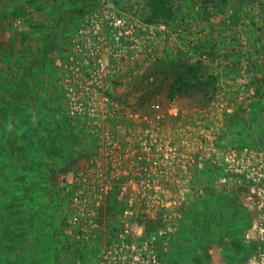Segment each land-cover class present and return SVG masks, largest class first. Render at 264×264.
<instances>
[{"label": "rangeland", "instance_id": "1", "mask_svg": "<svg viewBox=\"0 0 264 264\" xmlns=\"http://www.w3.org/2000/svg\"><path fill=\"white\" fill-rule=\"evenodd\" d=\"M200 3L191 9L185 2L178 9L181 17L165 15L163 22L150 23L144 0H0V264H100L119 242L114 237L120 219L130 218L152 235L164 215L176 231L190 199L199 201L204 194L195 181L188 192L98 190L115 183L109 173L96 175L101 138L113 130L110 135L123 134L121 147L128 146V139L133 148L141 146L127 109L151 115L152 106L159 104L168 132L173 122L169 110L177 108L182 122L198 131L213 129L210 144L220 150L236 148L235 141H226L230 131L232 140L242 138L249 143L243 148L258 150L264 158V0L241 5L228 0L223 10H205ZM83 10L85 14L77 13ZM62 11L68 20L58 21ZM110 16L124 20L138 48L107 78L116 105L115 114L107 113L108 118L114 114L109 132L110 125L96 131L89 115L73 114L64 88L75 71L77 29L88 25L91 30L93 19L97 24ZM101 35L102 56L115 63L106 22ZM183 67L195 68L198 81L215 77L210 94L205 96L195 82L182 92L172 89ZM82 76L89 78L86 70ZM19 77L23 92L18 91ZM19 94L24 98L15 100ZM213 104L223 105L224 112ZM208 106L214 109L205 113ZM193 172L201 177L195 168ZM208 172L217 173L218 185L222 171L210 166ZM119 178L127 182L129 176ZM238 186L240 197H211L188 209L176 239L167 240L169 250L156 259L165 264H248L262 253L264 245L241 237L264 215V207L249 210L241 200L245 189ZM169 199L178 201L175 208L163 206ZM81 211V220L74 222Z\"/></svg>", "mask_w": 264, "mask_h": 264}, {"label": "built area", "instance_id": "2", "mask_svg": "<svg viewBox=\"0 0 264 264\" xmlns=\"http://www.w3.org/2000/svg\"><path fill=\"white\" fill-rule=\"evenodd\" d=\"M90 18L92 16L87 17L85 22L88 23ZM105 22L114 46L109 52L110 57L115 61L112 64L102 56L104 51L101 46V33ZM86 26L88 25L77 29L75 71L65 79L64 97L73 114L79 115L84 112L91 117L96 131H103L107 124L110 125V132L116 105L113 104V95L110 86L107 85V78L109 74L116 75L119 72V63L130 55L132 50L138 48V44L137 40L136 45L130 41L133 36L132 31L127 30L122 18L110 16L106 21L98 20L97 24L93 19L91 30L86 29ZM85 70L89 75L86 81L85 75L82 76ZM212 106H208L205 113L213 110ZM219 108L223 113L225 107L221 105ZM108 111L114 113L109 118ZM150 114L128 109L126 111L129 124L134 132H139L137 136L141 143L139 148H133L132 139H128V146L121 147L120 138H123V134L110 135L115 131L109 133L107 129L106 133L109 134L101 138L102 147L97 158L96 175L103 176L109 173L115 183L100 187L101 189L98 190L188 192L195 186V184L190 185V182L197 178L196 175L194 176L193 168L197 174L204 165L208 164L222 171V175L216 179L217 188L240 189L238 185H242L245 189L241 198L244 205L251 211L257 207H264V158L258 150L249 148L220 150L210 144L211 135H214L213 129L204 130L206 134L201 129L198 131L192 124L182 122L180 120L182 114L177 108L169 110L173 122L168 132L165 131V112L159 104L152 106ZM123 175L129 176L127 182L119 178ZM242 182L247 184H240ZM79 187L83 191L86 188L81 185ZM162 204L166 209H170L175 208L178 201L169 199L166 204ZM260 216L254 220L256 225L245 233L244 239L264 245V215L260 214ZM81 217L82 211L74 217V222H79ZM162 217L157 219L160 226L152 235L146 232L143 225L135 223L130 218L120 219L119 231L114 237V240L119 242H114L105 252L106 258L100 264H117L116 260L124 264H165L155 256L157 253H166L169 250L167 240H170L174 227L169 229V219ZM158 241H160V249L157 252L154 246ZM248 264H264V251L253 256Z\"/></svg>", "mask_w": 264, "mask_h": 264}, {"label": "trees", "instance_id": "3", "mask_svg": "<svg viewBox=\"0 0 264 264\" xmlns=\"http://www.w3.org/2000/svg\"><path fill=\"white\" fill-rule=\"evenodd\" d=\"M236 1L239 5H241L245 0H236ZM249 1H251V0H249ZM252 1H255V0H252ZM185 2L191 4L188 7L191 9H194L197 6V3L201 2L200 7H202V8L206 7L209 10L210 7H215V9L219 8V9L223 10L224 6L228 3V0H144V4L147 6V8L149 10L148 11L149 19H147V21L150 23L159 22V21L163 22V20L165 19L164 18L165 15H168L169 18H171V19L177 18L178 16L181 17L182 15L178 13V9L180 10L181 8L183 9V7H186V5H184ZM73 3H75V1H73ZM82 8L87 9L85 6ZM203 9H205V8H203ZM81 12L82 13L84 12L83 14L86 13V11H84V10L78 11L77 13H80V15H81L82 14ZM68 19H69V17L67 18L66 11H62L60 16L58 17V21L59 20L63 21V20H68ZM56 26H57V24H55L53 29H56ZM51 37H54V33H51ZM233 40H234V42H237V37L235 35L233 37ZM195 70H196L195 68L191 69V68L183 67V71H180L178 73L177 78L174 81V85H173L172 89H176V90L182 92L185 89L187 90V89L191 88L190 87L191 83L195 82L194 85L196 84L197 87L199 86L201 89H203L205 96L210 94V92H211L210 89H214L216 78L209 76V79L206 82L198 81L196 74H195ZM22 73L23 72H21V74ZM23 76H25V75L23 74ZM18 79H19L18 80L19 81L18 82V91L23 92V89L25 88L24 80L22 81V78L20 79V77ZM15 86H16V83H15ZM170 94H171V96H173L172 90H171ZM13 96L14 95H12V97ZM14 98H15V100L20 99V98L23 99L24 96L20 95V96L16 97V95H15ZM11 104H12L11 107H13L14 101L12 99H11ZM257 128H259V127H257ZM228 132H230V131H228ZM228 132H227V136H230V137H227L226 141L229 142V144H231L232 142L235 141L236 143H234V147L243 148V147H246L247 144H249L248 142H245L242 138L239 139V141H237V139L232 140L231 137H234V136L230 135V133H228ZM82 136H84V135H82ZM74 137L77 140L79 139L78 135H74ZM9 146L13 150L16 149L15 143H12ZM15 152L17 153L16 150H15ZM2 153H4L5 155L9 154V152L6 151V149H4V152H2ZM208 167L210 168V166H208ZM208 167H206V169H203L200 171L201 177L199 176L198 178H195V183L203 186L204 194L201 195V199L199 201H198V199H190L189 204L187 205L188 206L187 210L185 212L182 211L180 217L177 219L178 226H176L177 229L175 228L176 231L173 232V234L170 238L171 241L176 239V237L180 231V228L182 229L183 223L188 219V217H187V214H189L188 209H191L192 207L196 206L197 203H199V204L202 202L206 203L207 200L210 199L211 197L214 198V197L225 196L229 200L232 197H240V190L239 189L217 188V186L214 184V181H215L214 177L217 173H213V174L209 173ZM213 172H215V170H213ZM25 174H27V173H25ZM25 174H23L21 176H25ZM203 181H207V182H203ZM202 184H205V185H202ZM18 204L19 203H17V206H18ZM17 206H16V204H14L12 208H16ZM244 235L245 234L243 233V235L241 237L242 239H244Z\"/></svg>", "mask_w": 264, "mask_h": 264}, {"label": "crops", "instance_id": "4", "mask_svg": "<svg viewBox=\"0 0 264 264\" xmlns=\"http://www.w3.org/2000/svg\"><path fill=\"white\" fill-rule=\"evenodd\" d=\"M203 190H204V188H203Z\"/></svg>", "mask_w": 264, "mask_h": 264}]
</instances>
